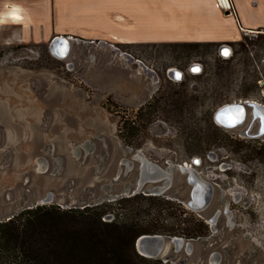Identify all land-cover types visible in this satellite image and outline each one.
Masks as SVG:
<instances>
[{
  "label": "rangeland",
  "instance_id": "rangeland-1",
  "mask_svg": "<svg viewBox=\"0 0 264 264\" xmlns=\"http://www.w3.org/2000/svg\"><path fill=\"white\" fill-rule=\"evenodd\" d=\"M244 33L226 60L217 42L65 35L70 50L62 58L51 51V40L0 42V217L47 190L55 196L51 204L82 208L101 184L115 189L133 182L136 161L128 172L122 165L117 182L112 178L121 159L140 150L162 167L173 165L171 186L160 196L181 200L183 217L197 214L183 204L191 185L181 165L214 187L203 214L222 210L216 231L194 238L191 253L167 248L168 259L141 264H210L212 252L220 254L216 264H264V136L249 139L213 122L218 103L264 93V34ZM194 62L203 64L199 75L189 71ZM174 67L185 70L182 83L168 78ZM196 156L201 166L192 164ZM137 205L135 218L145 223L148 202Z\"/></svg>",
  "mask_w": 264,
  "mask_h": 264
},
{
  "label": "crops",
  "instance_id": "crops-1",
  "mask_svg": "<svg viewBox=\"0 0 264 264\" xmlns=\"http://www.w3.org/2000/svg\"><path fill=\"white\" fill-rule=\"evenodd\" d=\"M0 0V42L76 35L215 43L264 31V0Z\"/></svg>",
  "mask_w": 264,
  "mask_h": 264
},
{
  "label": "trees",
  "instance_id": "trees-1",
  "mask_svg": "<svg viewBox=\"0 0 264 264\" xmlns=\"http://www.w3.org/2000/svg\"><path fill=\"white\" fill-rule=\"evenodd\" d=\"M141 200L148 202L151 215L145 223L135 218ZM175 201L138 193L83 208L46 204L23 209L0 222V264H141L150 259L135 249L141 234L196 238L209 233L203 219L183 217L186 209ZM162 219L172 223H159Z\"/></svg>",
  "mask_w": 264,
  "mask_h": 264
},
{
  "label": "water",
  "instance_id": "water-1",
  "mask_svg": "<svg viewBox=\"0 0 264 264\" xmlns=\"http://www.w3.org/2000/svg\"><path fill=\"white\" fill-rule=\"evenodd\" d=\"M69 42L70 41L66 36H55L51 39L50 49L56 56L60 53V57H65L69 52ZM130 151H132V148L130 147H127L125 150L126 153ZM134 161L138 163V171L133 182H124L115 189H112L108 183L101 184L100 193L93 198L84 201L82 206H94L104 201H114L116 199L130 197L138 193H142L144 195H163L167 189H169L173 178V165L170 164L167 167H162L161 165L150 161L141 153L140 150H135V153H133L130 158L123 157L121 159L112 178V182H117L119 180L123 164L125 171L128 172L133 168ZM43 168V162H39L37 170H42ZM180 170L183 174L187 175V182L191 185L189 198L185 204L197 211L203 209L209 203L211 198V194L213 192L212 185L203 181L190 167L187 168L186 166L181 165ZM54 199V193L47 190L44 193H39L28 199L21 200L18 204L19 208L14 210V212L7 213L0 217V222L9 220L23 209L51 204ZM215 219L216 216L211 217L209 219L210 223L213 224ZM193 245V238H184L176 235L167 236L158 233L141 234L134 241L136 251L140 255L147 258H156L161 256L168 259L165 252L167 248H169L172 253L183 251L186 254H189L193 250ZM217 257L218 255L216 253H212L209 257V263L216 264L218 261Z\"/></svg>",
  "mask_w": 264,
  "mask_h": 264
},
{
  "label": "flooded vegetation",
  "instance_id": "flooded-vegetation-1",
  "mask_svg": "<svg viewBox=\"0 0 264 264\" xmlns=\"http://www.w3.org/2000/svg\"><path fill=\"white\" fill-rule=\"evenodd\" d=\"M250 33H263L264 34V31H256V32H250ZM244 34H247V33L245 32ZM240 40H242V34H240L238 38L234 40L217 42L218 43L217 51H218L219 56L225 60L230 59L234 54L235 43ZM227 48L230 50V55L225 57L224 55H222V50L227 49ZM262 61L264 62V57ZM195 67H198L199 71L194 72L193 68ZM189 71L193 75H199L203 72V64L200 62H194L189 65ZM150 72L153 73L154 79L158 78V75L156 74L154 70H150ZM176 74H179L181 78L180 79L175 78ZM170 75L171 76H168V78L170 79V81L174 83H182L186 79L185 70L181 68H177V67L171 68ZM155 83L156 82H154V85ZM213 122L217 127L222 128L224 130H236L237 129L243 137H246L249 139H258L264 136V93L262 95V98L260 99L258 98L256 99L255 97H251V96H245L243 98L234 99L230 101H223V102L218 103L215 109L213 110ZM212 155L216 157V161L218 163H221L222 165H226L227 162L221 160L218 154L212 153ZM202 162L203 160L201 156H196L192 160V164L195 166H201ZM196 174L203 181L212 185V183L208 181L206 178L201 177L198 173ZM223 194H224L223 191H221V194H220L221 199L223 198ZM211 197H212V194H211ZM235 197H237V195H235ZM168 198L172 199L170 197ZM210 200H209V203H210ZM179 202L182 203L181 200H179ZM209 203L203 209L199 211L188 207L189 209H191L193 212L197 214L196 216L203 219L204 222L208 225L209 233L207 235L198 236L196 237L197 239L209 236L210 231L211 232L216 231V220L219 217L222 210H216L212 215L205 216L203 214V211L208 207ZM183 204H185V202ZM223 212L229 218L231 211L228 209L227 206L223 209ZM213 216H216V219H215V222L211 224L209 219ZM227 224L229 226H233L232 221H228ZM212 253H216L218 255L217 257L218 260L220 259V254L218 252H212Z\"/></svg>",
  "mask_w": 264,
  "mask_h": 264
},
{
  "label": "snow or ice",
  "instance_id": "snow-or-ice-1",
  "mask_svg": "<svg viewBox=\"0 0 264 264\" xmlns=\"http://www.w3.org/2000/svg\"><path fill=\"white\" fill-rule=\"evenodd\" d=\"M222 55H224L225 57H227L228 55H230V50L228 49H223L222 50ZM193 71H199L198 67L193 68ZM175 78L180 79L181 77L179 76V74H176Z\"/></svg>",
  "mask_w": 264,
  "mask_h": 264
},
{
  "label": "built area",
  "instance_id": "built-area-1",
  "mask_svg": "<svg viewBox=\"0 0 264 264\" xmlns=\"http://www.w3.org/2000/svg\"><path fill=\"white\" fill-rule=\"evenodd\" d=\"M223 5L227 8H230V4H229V1L228 0H221ZM227 2V3H226Z\"/></svg>",
  "mask_w": 264,
  "mask_h": 264
},
{
  "label": "bare ground",
  "instance_id": "bare-ground-1",
  "mask_svg": "<svg viewBox=\"0 0 264 264\" xmlns=\"http://www.w3.org/2000/svg\"><path fill=\"white\" fill-rule=\"evenodd\" d=\"M227 3V2H226ZM114 38H116L115 36H114ZM67 47V46H66ZM69 50H70V42H69ZM59 52H60V50H59ZM58 55V54H57ZM59 57H60V53H59V55H58ZM60 58H62V57H60ZM183 166H186L187 168H189V165L187 166V165H183Z\"/></svg>",
  "mask_w": 264,
  "mask_h": 264
}]
</instances>
